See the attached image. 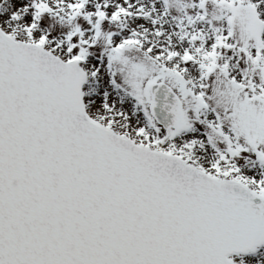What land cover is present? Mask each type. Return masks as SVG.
Wrapping results in <instances>:
<instances>
[{
    "label": "snow or ice",
    "instance_id": "obj_1",
    "mask_svg": "<svg viewBox=\"0 0 264 264\" xmlns=\"http://www.w3.org/2000/svg\"><path fill=\"white\" fill-rule=\"evenodd\" d=\"M0 264H264V0H0Z\"/></svg>",
    "mask_w": 264,
    "mask_h": 264
}]
</instances>
